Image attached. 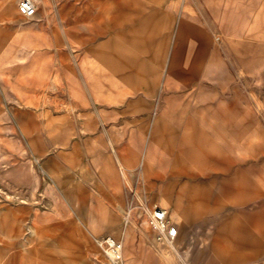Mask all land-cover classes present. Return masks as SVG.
I'll return each instance as SVG.
<instances>
[{
    "label": "rangeland",
    "instance_id": "obj_1",
    "mask_svg": "<svg viewBox=\"0 0 264 264\" xmlns=\"http://www.w3.org/2000/svg\"><path fill=\"white\" fill-rule=\"evenodd\" d=\"M18 1L0 8H9L0 14V187L23 193L0 191V264H100L93 237L104 234L122 242L126 264L261 263L264 210L255 209L264 201V155L228 144L227 119L256 112L253 94L264 104V43L223 33L205 0H139L150 14L143 26L137 9L122 10L115 0H34L30 20ZM128 18L135 29L126 28ZM190 26L206 34L214 56L179 52L184 69L170 76L179 88L166 89L173 41L180 35L178 43L192 45ZM130 36L157 38L148 50L163 60L151 76L147 63L127 78ZM185 62L201 64L199 76ZM99 73L110 76L100 87ZM172 112L189 119L183 137L167 117ZM179 146L192 149L193 162L139 168L147 155ZM205 151L235 159L241 175L225 173L228 163L210 162ZM203 185L209 193L194 190ZM154 204L177 226L174 241L155 238L148 224ZM206 207L207 221L188 215Z\"/></svg>",
    "mask_w": 264,
    "mask_h": 264
},
{
    "label": "crops",
    "instance_id": "obj_2",
    "mask_svg": "<svg viewBox=\"0 0 264 264\" xmlns=\"http://www.w3.org/2000/svg\"><path fill=\"white\" fill-rule=\"evenodd\" d=\"M11 0H0V8L3 6L4 3L10 2ZM115 3L118 7L122 10L126 9H137L138 13H141L142 17L138 20L140 24L144 21L146 22L147 18L150 17L149 13L144 12V8L141 6V2L139 0H115ZM141 6V7H134L133 6ZM205 7L209 11L210 16L215 20V22L220 26V29L223 33L233 36L239 40H244L248 42H258L264 43V0H205ZM86 7L85 9H87ZM1 16H5L9 14V8L5 7L1 11ZM88 14L87 12H82V19L86 17ZM84 16V17H83ZM82 19H77L76 22ZM127 29H135V26L132 23V20L128 18L126 21ZM117 28L121 29L124 27L122 23H116L115 25ZM193 27L190 26L191 34L189 39L192 40V45H186L178 43L179 40L181 41L180 35H178L172 44V54L170 56L169 62L165 68V72L163 74V83L166 89H177L179 86L177 84H172L170 81V76L173 74H179L180 71L184 69L181 66V58H179V52L184 51L186 53L191 52L192 58L194 60L203 59L204 57H208L211 59L214 56V52L210 51L207 48V36L201 30H193ZM83 41H87L88 37H82ZM126 45L129 47L130 52L125 55V66L128 70L127 78H131L132 74L135 73L139 68H142L144 64L150 63L148 71L150 76L152 72L155 70L153 69V63L159 64L163 57L159 56L155 52H149L148 48L152 44H156L158 42L157 38L150 37V36H141L135 37L130 36L127 37L125 40ZM70 50L73 49L72 45H68ZM135 50H142V53H136ZM178 62V63H177ZM188 62H185V64ZM177 64L179 68H177ZM191 76H199V71L202 69L201 64H196L194 62H190L186 64ZM181 66V67H180ZM110 76L105 73H99L97 77V84L98 87L101 86V82H108ZM254 98V105L256 107V112H252L249 109H244L240 112L237 118H230L227 119L228 122V129L230 130V134L232 135L231 140L228 144H232L237 142L238 144L243 145L251 152H256L258 150L261 154L264 155V130L260 127V123L264 122V104L260 103L258 96L253 94ZM262 104V106H261ZM171 121L173 122V126L175 128H182V137L185 136V132L187 127L189 126L190 122L189 119L184 118L183 112H172L168 113V116ZM211 126V125H210ZM221 127V126H220ZM174 130V128H173ZM220 130L219 127L211 126L210 131L218 132ZM153 134H157V130L155 128L152 129ZM194 134H197L198 131L194 130ZM212 133V132H209ZM168 146L172 147V144H168ZM173 149V148H172ZM171 148L168 150H164L161 156L158 157H151L147 155L141 161H139V168L141 170H145L148 166L150 161H155L158 164L164 165H178L183 166L187 161H192L191 156L193 154L192 149L188 147H177L175 150ZM204 156L210 162H218L224 159L228 163V167L225 169V173L231 172L233 175H241L242 171L240 170H233V166L237 163L235 159L231 157H224L223 155L213 156L210 152L205 151ZM254 156L257 155L254 153ZM224 157V158H223ZM118 164H119V173L122 177L126 176L125 167L123 162L126 161L124 156L117 157ZM32 167V164L30 165ZM186 173L189 177H195L197 173L193 171H184L180 170L177 174ZM157 176L163 177L162 173H156ZM225 183V181H223ZM187 186H183L181 188V192L186 189ZM11 192H8L0 187V191L4 193L5 196H19L20 192L17 188L13 185L9 186ZM194 188V187H192ZM202 189V190H201ZM201 193H209L210 189L207 185H203L200 188H194ZM201 190V191H200ZM224 189H221L222 192ZM196 191V192H197ZM26 193L32 196L33 190L26 189ZM20 197V196H19ZM22 197V196H21ZM23 198V197H22ZM137 198V197H136ZM139 200V198H137ZM179 207V206H178ZM165 209V208H164ZM218 209H221L220 207ZM257 212L260 210H264V201L260 204L258 208L255 209ZM209 209L206 207L202 210L191 209L188 212V215L191 217L192 220H205L207 218ZM131 219V209L129 208L124 216V220L127 222ZM216 227L225 225L223 222H217L214 224ZM177 247V245H173V248ZM188 253L187 250L184 251V256ZM69 261V259H68ZM247 264H261L259 261H250Z\"/></svg>",
    "mask_w": 264,
    "mask_h": 264
},
{
    "label": "built area",
    "instance_id": "obj_3",
    "mask_svg": "<svg viewBox=\"0 0 264 264\" xmlns=\"http://www.w3.org/2000/svg\"><path fill=\"white\" fill-rule=\"evenodd\" d=\"M17 9L26 20L34 18L37 12L34 0H19ZM148 224L157 240L172 242L178 235V228L169 221L166 209L157 204L152 207ZM93 240L101 255L100 264H126L123 257V244L120 240L110 234L94 236ZM261 264H264V256Z\"/></svg>",
    "mask_w": 264,
    "mask_h": 264
}]
</instances>
